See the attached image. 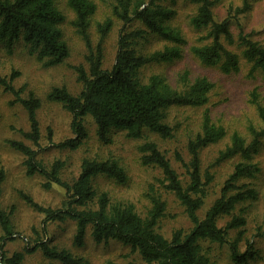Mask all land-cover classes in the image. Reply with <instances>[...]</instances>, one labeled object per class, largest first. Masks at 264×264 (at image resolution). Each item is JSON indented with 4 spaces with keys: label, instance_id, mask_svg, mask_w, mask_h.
Returning <instances> with one entry per match:
<instances>
[{
    "label": "trees",
    "instance_id": "1",
    "mask_svg": "<svg viewBox=\"0 0 264 264\" xmlns=\"http://www.w3.org/2000/svg\"><path fill=\"white\" fill-rule=\"evenodd\" d=\"M111 16L120 22L116 37V50L109 69L103 65L104 41L113 27L111 18L95 25L96 40L90 35L91 20L96 12L93 0H65L67 9L73 14L70 25L85 47L83 63L71 66L77 93L66 86L52 87L44 96V101L34 92L22 96L23 90L13 85L18 73L0 75V88L12 97L11 104L20 106L25 115L27 130H19L20 140H7L10 149L23 157L26 176H41L42 187L46 190L58 186L64 191L60 207L43 206L29 195L18 191L19 198L29 208L42 215L40 232L31 247L22 252L6 256V241L14 236L11 215L14 206L6 212L0 204V264H23L25 255L40 251L46 264H89L85 259L74 256L66 249L50 246L46 237L47 224L52 222L74 223L72 246H84L87 235L95 244L115 241L129 247L140 262L125 264H220L213 259L212 247H225L234 264H248L259 258L252 239H264V228L257 227L250 239L247 234V209L258 196L254 181L260 173L255 161L264 141V106L254 91L251 103L255 106L259 128L249 127V141L233 133L225 147L218 151L208 168L201 167V152L224 140L225 128L211 119L210 112L201 114L199 130L187 139L186 151L189 160L175 152V160L185 170L187 180L180 179L165 154L158 145L148 138L156 135L161 139L174 137L177 127L171 126L168 111L171 107L200 108L209 101L213 84L206 78L189 81L187 73L180 76L182 89L171 87L161 75H151L144 82L141 70L151 63H168L179 58L185 41L181 33L167 23L171 9L156 0H110ZM173 1V0H170ZM195 6V13L189 25L195 30H207L199 44L190 47V53L207 67H218L223 74L237 73L241 59L250 65L249 73L264 77V44L250 39L240 32L235 41L231 33V18L245 15L251 4L257 0H240L236 8L230 7L227 16L216 21L213 13L214 0H186ZM65 15L57 8L56 0H0V46L7 55L18 42L27 47L45 68L57 67L65 63L70 50L63 38L61 25ZM138 23L139 27L129 26ZM165 40L172 46L150 54H140L136 45L147 34ZM237 43L241 48L237 54L227 48ZM43 102L59 105L69 116L71 137L55 144L52 133L47 132V144L59 150L74 151L89 139V124L94 127V135L99 144H112L111 135L121 132L127 139L141 140L138 146L140 164L157 168L162 175L158 186H150L142 193L147 203L141 208L132 201L112 200L108 193L94 186L98 176L113 180L125 186L128 182L126 171L114 156H85L79 172L70 182L61 179L65 162L55 159L45 166L38 158L42 151L41 130L37 112ZM90 125V126H91ZM240 157L219 190L218 196L202 211L208 198V186L213 181L209 171L222 162ZM5 172L0 168V198ZM172 195L183 207L190 223L188 229H173L168 236L162 232L160 224L167 209L166 196ZM202 211V213H201ZM243 243L244 250L240 251Z\"/></svg>",
    "mask_w": 264,
    "mask_h": 264
},
{
    "label": "rangeland",
    "instance_id": "2",
    "mask_svg": "<svg viewBox=\"0 0 264 264\" xmlns=\"http://www.w3.org/2000/svg\"><path fill=\"white\" fill-rule=\"evenodd\" d=\"M96 4V12L91 20L90 35L95 43V25L111 18L113 27L104 41V61L103 65L109 69L113 63L116 50V37L121 27L120 22L111 16L110 0H93ZM213 13L216 21H221L227 16L230 7L236 8L240 5V0H214ZM160 5L171 9V15L166 20L171 28L178 30L185 44L182 45L180 57L168 63H151L141 70V79L146 81L151 75L163 76L167 83L177 89H182L180 76L187 73L189 81L196 78H206L213 84V89L209 94L208 103L200 108L171 107L168 111V123L177 127L174 137L161 139L156 135H148V138L158 145V148L165 154L172 167L176 170L181 180H187L184 168L175 160V152L179 153L185 161L189 160L186 151L187 139L199 130V123L202 112L206 109L210 112L214 123L222 125L226 130L224 140L212 145L201 152V167L208 168L213 157L222 150L230 141L233 133L249 141V127L259 128L260 123L256 116L255 106L250 102L251 93L256 92L258 100L264 106V77L257 73H249L250 65L241 59L239 72L223 74L218 67H207L202 65L190 53V47L199 44L201 37L205 36L207 30H195L189 25L190 17L195 13V6L186 0H156ZM57 8L65 15V21L61 25L63 38L67 43L70 56L64 64L45 68L36 59L28 54L27 47L18 42L13 47L10 55L0 46V75L10 74L12 70L18 73L13 85L16 89L23 90L22 96L28 92L34 94L44 101L45 94L55 86H66L72 93H77L79 84L71 66L83 63L85 47L80 37L75 33L70 22L73 14L67 9L65 0H56ZM231 33L234 40L242 32L250 39L264 44V0L252 2L251 9L245 15L231 18ZM139 27L138 23L129 26L130 29ZM164 46H172L171 43L147 34L140 39L136 45V50L140 54H150L157 50H162ZM227 48L240 54L241 48L237 43ZM12 97L0 88V168L5 172V180L2 184V195L0 198L1 207L8 212L14 206L11 215V223L14 236L6 241L4 251L6 256H11L15 252H22L26 246L31 247L35 240L36 232H40L43 216L29 208L18 196V191L29 195L34 201L52 208H58L64 200V191L58 186H52L46 190L42 187L44 182L41 176L28 177L24 172L23 157L10 149L6 144L7 140H20L30 145L21 137L19 130H27L26 115L18 105L11 104ZM40 124L41 140L43 148L38 153V158L45 166L50 165L55 159L65 162L61 171V179L67 182L75 179L79 172L82 158L85 156H100L106 158L114 156L123 165L128 182L121 186L113 180L104 176L95 178L94 186L99 191L108 193L112 200L132 201L136 207L141 208L147 201L142 197V193L150 186H158L157 180L162 179L161 172L154 167L142 166L140 164V153L138 146L141 140L127 139L123 133L116 132L111 135L112 144L103 146L99 144L94 135V127L89 124V139L77 150H59L47 144V132L52 133V140L55 144L65 141L71 137L69 128L70 116L57 104L43 102L37 112ZM91 125V126H90ZM240 161V157L220 163L209 171L213 175V181L208 186V198L203 206L204 211L211 202L218 196L222 184L231 173L233 166ZM259 163L260 173L254 181L259 196L257 200L248 206L247 234L251 238L253 231L257 227L264 228V141L259 153L255 157ZM167 209L161 221L160 227L166 236L173 229H188L190 223L184 213V209L174 199L172 195L166 196ZM201 211V213H202ZM74 233V223L52 222L47 224L46 237L50 246L58 249H66L74 256L85 259L89 264H125L129 261L140 262L136 253H132L129 247L123 246L115 241L107 244H95L89 235L85 238L84 246L75 248L72 246V236ZM2 233L0 230V237ZM254 247L258 251L259 258L248 264H264V239H252ZM244 250L243 243L240 244V251ZM213 259L220 264H234L225 247H212ZM40 251L25 255L23 264H46ZM59 264V263H54Z\"/></svg>",
    "mask_w": 264,
    "mask_h": 264
}]
</instances>
